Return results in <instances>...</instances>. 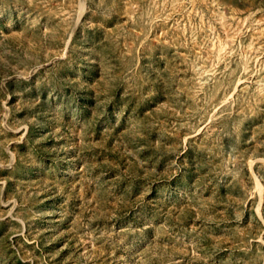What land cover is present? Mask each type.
I'll return each instance as SVG.
<instances>
[{
  "label": "rangeland",
  "instance_id": "rangeland-1",
  "mask_svg": "<svg viewBox=\"0 0 264 264\" xmlns=\"http://www.w3.org/2000/svg\"><path fill=\"white\" fill-rule=\"evenodd\" d=\"M0 264H264V0H0Z\"/></svg>",
  "mask_w": 264,
  "mask_h": 264
}]
</instances>
